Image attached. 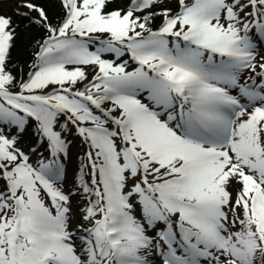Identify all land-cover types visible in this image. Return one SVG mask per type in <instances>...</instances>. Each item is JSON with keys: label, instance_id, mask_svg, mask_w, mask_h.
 I'll use <instances>...</instances> for the list:
<instances>
[{"label": "snow or ice", "instance_id": "obj_1", "mask_svg": "<svg viewBox=\"0 0 264 264\" xmlns=\"http://www.w3.org/2000/svg\"><path fill=\"white\" fill-rule=\"evenodd\" d=\"M0 264H264V0H0Z\"/></svg>", "mask_w": 264, "mask_h": 264}, {"label": "trees", "instance_id": "obj_2", "mask_svg": "<svg viewBox=\"0 0 264 264\" xmlns=\"http://www.w3.org/2000/svg\"><path fill=\"white\" fill-rule=\"evenodd\" d=\"M37 2H40V0H37ZM14 22L17 24H21L22 22L20 20H18L17 18L14 17ZM18 31L21 33V38L23 39V35H24V29L23 27L19 28ZM42 35V32H33L32 33V38H39ZM83 149L79 148V155L82 154ZM77 168H78V163H77Z\"/></svg>", "mask_w": 264, "mask_h": 264}, {"label": "rangeland", "instance_id": "obj_3", "mask_svg": "<svg viewBox=\"0 0 264 264\" xmlns=\"http://www.w3.org/2000/svg\"><path fill=\"white\" fill-rule=\"evenodd\" d=\"M79 148L80 147H75L73 149V152H74V156H73L74 167H77L76 165H77L78 160L76 158L79 156Z\"/></svg>", "mask_w": 264, "mask_h": 264}]
</instances>
